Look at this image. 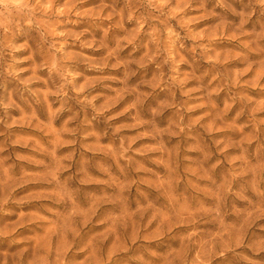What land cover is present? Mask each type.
<instances>
[{
    "label": "clouds",
    "instance_id": "9594fccd",
    "mask_svg": "<svg viewBox=\"0 0 264 264\" xmlns=\"http://www.w3.org/2000/svg\"><path fill=\"white\" fill-rule=\"evenodd\" d=\"M0 264H264V0H0Z\"/></svg>",
    "mask_w": 264,
    "mask_h": 264
}]
</instances>
